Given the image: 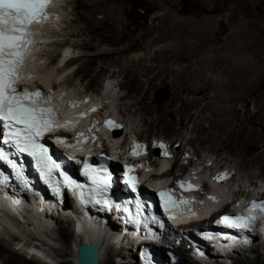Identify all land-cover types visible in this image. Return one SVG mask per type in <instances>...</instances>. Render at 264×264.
I'll use <instances>...</instances> for the list:
<instances>
[{"label":"bare ground","instance_id":"bare-ground-1","mask_svg":"<svg viewBox=\"0 0 264 264\" xmlns=\"http://www.w3.org/2000/svg\"><path fill=\"white\" fill-rule=\"evenodd\" d=\"M63 1L55 0L51 4L48 19L42 25L35 27L38 45L35 48V52L31 55L30 60L26 63V66L29 65V68L34 72L31 76H39L42 79L39 82L45 87L52 85V82L49 83L50 77H48L49 75L47 76L48 73H41L43 72L41 71L43 70L41 69L42 64L37 62L40 59V55L46 51L42 47L46 43L51 42L53 35L51 34L50 36V32L59 21L62 9L64 11V6H62ZM150 1L157 6L160 12L151 19V23L155 27L154 32L146 33L139 37H146L147 40L140 46L139 50L141 52L135 56L131 58L127 56L132 51L135 43L118 31V26L124 27L120 18L121 12L123 11V8L120 6V0L67 1L66 5H68V8H71V14L75 16V22L81 26L83 25L75 34L76 37L81 39L82 43L78 46L83 50V54L80 56L68 55L69 53L64 49L67 47L64 42L60 43L59 46V49L62 51H49L48 54L46 53V56L49 55L51 63L57 61L59 64H63L64 60L68 59L59 70L61 75L80 61L83 63L75 74H82L85 78L92 69L91 65L97 60L101 63V71L103 69L105 70L110 64L115 65L118 70L113 72L112 77L115 74L124 76L125 81L120 85L127 88L130 93H134V96H131L135 99L134 106H137L139 112L144 113L145 116L141 122L143 121L144 126L152 133L158 127H162L165 138L171 139V142L170 139L167 140L171 144L170 148L176 146L181 139L178 147L181 146L183 141H186L187 146H195L196 148L201 145L206 146V150L217 157H221L223 154L231 155L235 158L240 157L241 149L248 147L255 132L250 126H246L242 122L237 121L235 106L242 96L241 92L247 91L248 93L257 81L258 76L255 71L258 53L255 48L258 44L262 43L263 39L256 35L254 29H250L251 19L246 21L243 16L241 20L238 0H232L231 3L233 5L229 7L227 16H222L220 19L205 18L204 23L201 22V29L198 28L199 30L196 29L190 32L184 29V26L189 24V22L184 19L179 20L176 18V10L172 11L173 5H175L174 3L177 0ZM249 15L251 14L249 13ZM216 24L221 26H218L220 29L216 30V34L219 35L222 43L219 49H206L201 46V41L204 38L203 30L206 34L213 33L217 26ZM243 24H247L248 27ZM158 27L161 28L158 30ZM183 62L185 65H181ZM59 73L56 76L57 78L61 76ZM33 80H37V78ZM33 80L25 81V83L33 84ZM158 81L172 83L171 97L161 106H155L147 102L149 89ZM103 82L99 84L95 78H92L89 84H87L88 91L86 94L90 90L98 92L99 86L101 90L97 95L100 96L104 89L106 100L111 102L113 101V97L108 89L107 91L109 92L106 91V81ZM25 83L23 82V84ZM209 91L212 92V95L209 94L210 96L208 95ZM63 93H66V91H63L58 84L52 86L51 97L52 100L59 99V112L61 114L72 115L74 112L68 110L66 103L71 101L73 105L77 106V101H73V98L67 101L68 96L66 94L64 97ZM200 94L201 96L196 97ZM189 95L193 96L192 99H190ZM96 98L90 99L87 103L88 105L81 104L79 106L87 114L81 126L89 121L91 122V129L88 132L95 133L93 129H97V134L102 133L106 135L107 131L105 127L101 123L98 125L97 120L90 119L91 116L88 115L91 107L98 109L96 106L100 105L99 99H97V102L95 100ZM95 113H93V116ZM232 113H234L233 118L231 116ZM172 114L178 116V129L173 124ZM190 123H192L191 127H189ZM204 123L207 125L205 126ZM189 130L194 136L187 140L183 134L184 132L188 133ZM97 134L95 133V135ZM137 138L139 141H142L144 136ZM85 147V145H82V148ZM151 148L149 144L147 148L150 152L149 164L152 155L156 153V150H152ZM163 152L166 151L162 150ZM176 153L180 152L176 151ZM243 156L246 159L244 158L243 161L239 162L236 160L234 167L239 171H245L247 177H249L248 180L246 179L247 182L250 186H256L258 183L254 179L264 178V144L256 154L247 155L246 153ZM164 161L167 163V159H164ZM177 162L176 160L175 165ZM186 169L187 167L185 166L180 167L183 173ZM251 170L255 172L250 173ZM169 175L173 176L171 173ZM210 185L212 189L215 187L218 190L221 189L215 183L210 182ZM205 206L208 207V205ZM214 207L215 205L209 206V208ZM17 208L12 210L5 201L0 200V232L3 234L6 232L9 233L6 228L20 232L23 225L25 227L31 226V230L34 228L36 231L26 230L23 227L21 233L25 234L27 242L31 247L27 249L34 251L28 253L31 256L30 262H25L22 260L21 254L12 249L10 245L8 246L3 243L0 236V260H2V264H42L40 263L42 258H37L35 250L44 251L45 239L47 238L43 237L40 231H44V233L51 236L48 230L51 232H59L61 242L66 244L64 250H53L54 254L55 251L57 252L56 257L61 264H76L77 248L86 243L85 240L87 238L91 242L99 244V264H114L112 254L116 253L117 249L114 246L108 247L110 251L107 257H103L105 248L104 243H101L102 234L99 233L97 224L90 226L89 220L79 217L77 219L80 222L78 223L77 220V224H73L77 226L74 235L70 229L73 222L70 217L75 214L74 212L65 215L69 216V218L62 219L61 216L63 215L64 218V213L61 214V212L52 208L46 209L44 205L39 206L36 202L33 203L32 209L23 206ZM50 218H53L52 220L56 222V227L53 224L50 228L45 226L51 224V222H47ZM41 221L45 224L43 225ZM65 222L69 223V225L67 227H61ZM203 225L204 223L199 224V226ZM11 237V242H16L18 239L15 235ZM255 238V242L259 243V246H256V243L252 244L249 251L248 247L250 246H233V252L227 255L225 259L232 264H264V236L262 233L258 234L255 231ZM40 240L45 242H40ZM122 249L124 250V252L122 251V256H126V253L129 255L132 254L130 248L128 250L126 248ZM42 251L38 252L41 254L43 253ZM119 256L121 257V254ZM218 259H223V257H218ZM73 260L75 263H73ZM188 263L200 264L189 260L187 261Z\"/></svg>","mask_w":264,"mask_h":264},{"label":"rangeland","instance_id":"rangeland-1","mask_svg":"<svg viewBox=\"0 0 264 264\" xmlns=\"http://www.w3.org/2000/svg\"><path fill=\"white\" fill-rule=\"evenodd\" d=\"M67 1H70V0H64L62 2L63 3L62 6H64L63 7L64 11L62 9L61 11L62 14L59 17L60 18L59 21L57 22L55 27L52 28L53 29L51 30L52 33L50 32V36L51 34L53 35L51 39L52 43L48 42L45 44V46L42 47V49L46 51H44L43 53L44 55L43 54L40 55V59L37 62L39 64H42L41 69L43 70L41 71L43 72L41 71L40 72L44 74L48 73L47 76L49 75L48 77H50L49 83L52 82V85L54 86L58 84V86L62 88L63 91H66V94L68 96L67 99L77 98L83 93L86 94V92L88 91L87 84H89V81L92 78H95L99 84H102L103 81H106V91L108 89L113 97V101H111V104H109L107 108L108 110L114 111L116 114H118V116L121 119H123V121L127 124L126 134L135 135L137 137L144 136V138L142 139L143 141H145V139L150 141L153 138H158V139L163 140L161 142H163L164 145L166 146V142L164 140L167 141L170 138H167V137L165 138V134L163 133L164 131L162 127H158L157 129L154 130L157 133L155 132L152 133L148 131V128L144 126V122L143 121L141 122V120H143L144 119L143 117L145 116H144V113L139 112L137 106H134L135 99L131 97V96H134V93H130V91L127 88H124L120 85L123 81H125L124 76L123 75L119 76L115 74L114 77H112L113 72L115 70L116 71L118 70L116 69L115 65L113 66L112 64H110L107 68H105V70L103 69L101 71V65H100L101 63H99L97 60L94 62L93 65H91L92 69L88 72V76L85 78L82 74H77V75L75 74V72L77 73L79 67H81L83 63L82 61H80L76 63L70 70H68L63 75H61L59 73L61 66L57 64V61H54V63L53 62L51 63V58H49V55L46 56V53L48 54L49 51L50 52H57V51L60 52L61 50L59 49L60 43H64V42L66 43V46H67L64 49L67 50V53H69L68 55L80 56L83 54V50L80 49L78 46L79 44L82 43L81 39L75 36V34L80 30L81 27H83V25L81 26L79 23L75 22V16L71 14V8L70 7L68 8V5H66ZM231 2L232 0H177L174 3L175 5H173L172 11L176 10L177 12L176 18H178L179 20L184 19L189 22V24L184 26V29L187 32H190L196 29L199 30L198 28L201 29V26H200L202 24L201 22L205 21V18L220 19L222 16L223 17L227 16V14L229 13V7L233 5V3ZM238 3L240 6L239 12L241 15V20L243 16H244V19H246V21L247 20L249 21L251 19L250 29H254L256 35L263 39L262 43L258 44V46L255 48L256 52L258 53L257 55L258 61L256 63V71H255L256 75L258 76L257 81L254 84V86H252L253 89L251 88L248 91V93L247 91L241 92L242 96L236 103V106H235L236 110L234 109L236 111L235 115H236L237 121L242 122L246 126H250L255 132V135L253 139L251 140V142L248 144V147H243L241 149L240 151L241 156L237 158L231 155H227V154H223V156L217 157L216 155L208 152L206 150V146L201 145L200 147L197 146V148L195 146H187L186 141H183L181 143V146L178 147L181 139L178 141L176 146L171 148V152H170L172 153V149L174 151L176 150L180 152L178 153V158H179L178 160L182 162V165L178 166L177 171L179 170L181 166L190 164V167L192 169H196L198 171L201 169H204V171H202L201 173L202 177H206L208 174V171L218 170L219 168L221 169L226 168V169H229L231 172L233 171L236 172V175H237L236 185L237 186H235L234 189H239L238 185L247 183V180L249 179L245 171L243 170L239 171L235 169L234 166L236 164V160L238 162L243 161V159L245 158L243 155H245L246 153L247 155L256 154V152L260 150L261 146H263L264 144V0H238ZM140 5L144 7L143 10H145L146 13L142 14L136 11L135 8ZM120 6L123 8L120 18L122 20L121 22H122V25H124V27L118 26V31L126 35L128 39H131L132 42L135 43L134 44L135 46L132 48V51L127 54V56L131 58L132 56H135L136 54L141 52V50H139L140 46L143 45L147 40L146 37H145L146 39L142 37L139 38V37L143 34L154 32L155 27L152 25L151 19L154 16H156L160 11L157 8V6L153 4L150 0H120ZM249 13L251 15H249ZM243 25L246 26L247 24H243ZM218 26L220 25H217L215 27L214 29L215 31L213 32L214 34L212 32L206 34L205 31L203 30L204 38L201 41L202 47H205L206 49L207 48L208 49H219L220 48V45L222 42L220 40L219 35L216 34V30H219L221 26L220 27ZM160 28L161 27H158V30ZM184 62L181 65H185ZM58 73L59 75H61L59 78L56 77ZM36 78L38 81L42 80L39 76H37ZM97 84H95V86H97ZM171 84H172L171 82L162 83L158 81L155 85L151 86V88L149 89V96H148L147 102L152 103V105H155V106H161L165 104L166 101L170 99L171 94H172ZM98 89L99 91L101 90L99 86H98ZM161 90L168 93V98L164 100L163 102H158L156 99V94L157 92ZM89 92L88 94H98V92L96 91L94 92L93 90L92 91L90 90ZM209 94L212 95V92L209 91L208 95ZM199 96H201V94L196 97H199ZM192 97L193 96H190V99H192ZM94 98H95L94 96H89V100L94 99ZM97 99H99V104H102L101 102L102 98H96L95 100ZM98 111L100 110L97 109L94 115L95 117H99L101 115L100 113H103L102 111L100 112ZM89 112H91V110H89ZM88 115L90 114L88 113ZM231 116L233 118L234 113H232ZM172 118H173L172 120H174L173 121V124H175L174 126L178 129L179 128L178 116H175L172 114ZM98 121L99 119L97 120V122ZM204 125L206 126L207 124L204 123ZM191 126H192V123L189 124V127ZM93 130L92 131L97 134L96 132L97 129H93ZM183 135L186 137L187 140H189L191 137L194 136V134L190 130L188 131V133L184 132ZM137 137L135 138L138 140ZM140 142L142 143V141ZM170 142H171V139H170ZM150 143L146 145H149ZM167 144L169 145L168 142ZM196 149H198V151H196ZM163 158L167 159V157H164V156ZM205 165H208V166L205 167ZM209 165L211 166L209 167ZM253 170H251L250 173H254L255 171ZM254 181L255 182L257 181L258 184L257 183L256 184L260 186L261 190H264V178H260L258 180L254 179ZM65 215L67 214H64V218H63V215L61 216L62 219L69 218V216H65ZM76 220L78 219L76 218ZM53 221L54 220H52L51 223ZM79 222L80 221L78 220V223ZM52 224L54 227L57 226L55 221ZM64 226H66L65 223L64 225H61V227H64ZM23 227L26 230H30V231L35 230L34 228H32L33 230H31V226H29L30 227L29 228L23 225L20 232H17L14 229H11V230L6 229L9 233L7 232L4 234L2 233L0 236L4 244H7L8 246L10 245L12 249H14L17 253L22 255L23 261L30 262L29 260L31 256L25 252V248H24L25 246L22 247L24 242L27 240L25 234L21 233V231H23ZM48 231L50 232L51 236L44 233V231H40V234L47 239H45L46 242L43 240H40V242H45V245H44L45 249L44 251L35 250L36 256L38 259L42 258L41 259L42 262L40 261V263L42 264H45V263L61 264L56 257L57 252L55 251V254H54L53 250H57V251L61 249L64 250L66 248L65 247L66 244L61 242L62 240L59 238L60 237V235L58 234L59 232H55V231L51 232L50 230ZM12 235L17 236L18 239L16 243L11 242ZM18 242H21V244L18 245L17 244ZM251 246L248 247L249 249L247 248L248 251L251 249ZM256 246H259V243H256ZM30 251H34V250H30ZM38 251L40 252L42 251L43 253L40 254ZM109 251L110 250L108 248L107 249L105 248L103 251V257H107ZM73 263H75L74 260H73ZM0 264H2V260H0ZM188 264H192V263H188Z\"/></svg>","mask_w":264,"mask_h":264},{"label":"snow or ice","instance_id":"snow-or-ice-1","mask_svg":"<svg viewBox=\"0 0 264 264\" xmlns=\"http://www.w3.org/2000/svg\"><path fill=\"white\" fill-rule=\"evenodd\" d=\"M50 3L51 0H0V135H2L0 163L11 169L12 174L25 186L27 181L24 180L22 169L14 158L21 154L31 157L41 178L44 179L47 176L51 181L53 171H59V169L47 155L48 150L40 142V137L55 128L65 127L67 130L76 123L75 120L61 122L55 118L56 105L51 102V95L45 100L39 90L17 87L22 82L34 79L31 75H22L25 62L32 55V49L37 44L31 26L33 24L42 25L48 19ZM94 110L92 109V111ZM105 124L112 128L119 127L111 121H106ZM58 142L64 143L63 140ZM5 146L7 150H5ZM140 147V145H133L132 154L134 156L138 154L136 149ZM159 147L163 149L164 145L160 144ZM163 154L167 156V152ZM129 171L131 169H125V182L135 191L134 177L127 175ZM101 172L106 173V169H92L87 164L82 170L89 183L93 185L91 202L107 206L109 202L106 198L103 202L96 198L98 195L106 193L110 187V178L107 175L101 176ZM60 177L64 186L69 189L84 188V185L75 183L63 172L60 173ZM224 178V174L219 177V179ZM0 183L3 181L0 180ZM177 183L183 188L180 182ZM191 189L192 186L188 185L185 190ZM55 190L58 193L59 186ZM158 195L162 199H167L166 208L168 204L174 203L170 197H166L164 192L158 193ZM209 199L212 198L209 197ZM13 203L18 202L14 200ZM139 207L138 204V210ZM257 208L264 212V203L253 202L248 210L252 212ZM252 219V217L223 216L221 223L231 229L247 230ZM145 261L146 264H152L150 257H145Z\"/></svg>","mask_w":264,"mask_h":264},{"label":"water","instance_id":"water-1","mask_svg":"<svg viewBox=\"0 0 264 264\" xmlns=\"http://www.w3.org/2000/svg\"><path fill=\"white\" fill-rule=\"evenodd\" d=\"M168 98V93L159 91L156 94L158 102H163ZM100 249L97 244L84 243L78 246L76 251V264H99Z\"/></svg>","mask_w":264,"mask_h":264},{"label":"trees","instance_id":"trees-1","mask_svg":"<svg viewBox=\"0 0 264 264\" xmlns=\"http://www.w3.org/2000/svg\"><path fill=\"white\" fill-rule=\"evenodd\" d=\"M143 8H144V7H143L142 5H140V6L136 7L135 9H136L137 12H140V13L144 14V13H146V12H145V10H143ZM196 9H197V8H196Z\"/></svg>","mask_w":264,"mask_h":264}]
</instances>
